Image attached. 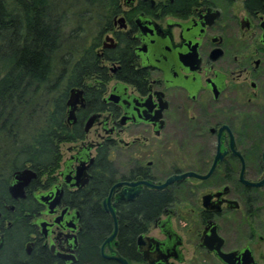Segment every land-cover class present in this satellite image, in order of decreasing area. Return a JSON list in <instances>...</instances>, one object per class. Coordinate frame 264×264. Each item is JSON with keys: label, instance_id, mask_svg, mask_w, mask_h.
I'll list each match as a JSON object with an SVG mask.
<instances>
[{"label": "flooded vegetation", "instance_id": "af4514ba", "mask_svg": "<svg viewBox=\"0 0 264 264\" xmlns=\"http://www.w3.org/2000/svg\"><path fill=\"white\" fill-rule=\"evenodd\" d=\"M109 27L94 48L111 77L105 91L87 101L79 88L84 106L75 122L65 118L83 137L60 143L68 156L60 153L50 181L36 173L13 196L12 173L0 195V264H82L80 195L103 147L110 184L102 209L122 184L110 197L117 232L101 252L114 230L103 209L102 264H121L115 253L127 264H264V184L242 182L264 178V0H120ZM121 68L124 78H114ZM92 129L97 139L88 141ZM81 162L89 176L78 188ZM186 172L203 177L161 189L127 184ZM136 208L141 229L132 235Z\"/></svg>", "mask_w": 264, "mask_h": 264}, {"label": "trees", "instance_id": "16d2710c", "mask_svg": "<svg viewBox=\"0 0 264 264\" xmlns=\"http://www.w3.org/2000/svg\"><path fill=\"white\" fill-rule=\"evenodd\" d=\"M119 3L0 0V195L5 196L10 175L26 167L46 174L50 181L61 158L60 143L83 137L81 126L65 123L66 101L72 88L83 87L87 101L97 102L104 93L111 77L100 67L94 48L101 33L110 28L112 15L119 12ZM70 19L78 22L67 32ZM93 19L98 35L87 46L82 23ZM124 74L121 68L114 78L123 79ZM90 173L91 180L80 195L82 264H102L98 246L110 229L100 204L110 184L106 147L98 149ZM129 213L135 235L141 229L139 211Z\"/></svg>", "mask_w": 264, "mask_h": 264}, {"label": "water", "instance_id": "95a60500", "mask_svg": "<svg viewBox=\"0 0 264 264\" xmlns=\"http://www.w3.org/2000/svg\"><path fill=\"white\" fill-rule=\"evenodd\" d=\"M122 20V19H120ZM106 41H112V38L110 37H106L105 38ZM78 105H80L81 107L84 106V97H83V90L79 89V88H72L69 91V95L66 101V106H67V111H66V121L68 123H73L75 122V111L78 107ZM100 116V114H92L87 121L85 122V126H84V130L88 131L89 128H91V126L93 125V123L96 121V119ZM263 160H264V150H263ZM91 163L93 161V158H90L89 160ZM87 165L84 164V162L80 163V166L77 168L78 171H76V175H75V179L76 182L73 184V186H77L78 188L83 187L87 182H88V176L89 174L86 172L87 169ZM13 176V180H15V182L13 184H11L9 186V193L13 196H23V192H24V187H26L29 182L31 181V179L36 177V172L34 170H32L31 168H23L20 170H16L13 172L12 174ZM187 176H195L198 178H202L203 176L201 175H197L193 172H186L180 175H173L171 177H169L168 179H166L165 182L163 183H159V184H150L146 181H137V182H130L127 183L131 186H136L138 184H146L158 189L164 188L166 187L168 184H170L171 182L175 181V180H180L182 178H185ZM242 182L245 185H249V186H262L264 184V178L258 182H250L247 180L242 179ZM122 183H116L109 191L108 196L103 200L102 205H103V209L105 212H109L112 216L113 219V227L114 230L111 233L110 236H108L102 243L101 246V252L103 251V246L104 244L108 243L111 239H113V237L115 236L116 232H117V222H116V217H115V213L113 210V206H111L110 204V197L111 194L114 190L115 187L121 185ZM138 191V189H135L134 191H132L129 195H127V198L132 199L134 197V194ZM60 192L56 195L55 199L53 201L50 202L49 207L52 208L55 204L58 203L59 197H60ZM125 195V192H124ZM45 201V198H43ZM40 200L42 201V198H40ZM51 210V209H50ZM52 212V211H50ZM114 259H116L117 261H119L121 264H127V261L125 259H123L121 256H119L117 253H115V255L113 256Z\"/></svg>", "mask_w": 264, "mask_h": 264}, {"label": "rangeland", "instance_id": "374dc122", "mask_svg": "<svg viewBox=\"0 0 264 264\" xmlns=\"http://www.w3.org/2000/svg\"><path fill=\"white\" fill-rule=\"evenodd\" d=\"M78 22V19H70L69 23L66 24L65 26V30L68 32L70 29H72L73 27H75V25L77 24ZM82 26L84 27V29H86V33H85V39L84 41L86 42V45H90L93 41H95V36L98 35V30H99V26L97 25L96 23V19H93L90 21L88 20H85V22L82 23ZM104 32L99 36L100 40L103 39L104 37ZM111 35V34H109ZM97 41V40H96ZM92 139H97L95 137V134L93 133V129L89 132L86 140L88 141H91ZM68 145L67 144H60L59 146V150H60V153L62 154L63 158L65 156H68V152L66 150V147ZM94 153V152H93Z\"/></svg>", "mask_w": 264, "mask_h": 264}]
</instances>
